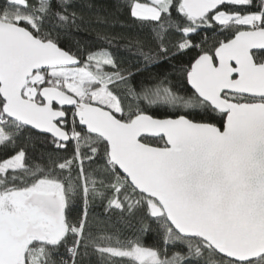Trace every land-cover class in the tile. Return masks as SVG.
Segmentation results:
<instances>
[{"label": "snow or ice", "instance_id": "1", "mask_svg": "<svg viewBox=\"0 0 264 264\" xmlns=\"http://www.w3.org/2000/svg\"><path fill=\"white\" fill-rule=\"evenodd\" d=\"M0 264H264V0H0Z\"/></svg>", "mask_w": 264, "mask_h": 264}, {"label": "trees", "instance_id": "2", "mask_svg": "<svg viewBox=\"0 0 264 264\" xmlns=\"http://www.w3.org/2000/svg\"><path fill=\"white\" fill-rule=\"evenodd\" d=\"M99 3L110 6L113 3V0H98ZM123 18V17H121ZM103 30V26H98ZM115 30H119L118 28ZM76 38H78L81 42H86L90 44L91 46L95 47H101L103 46L100 41L97 40L95 32H84L81 31L79 33H76Z\"/></svg>", "mask_w": 264, "mask_h": 264}]
</instances>
